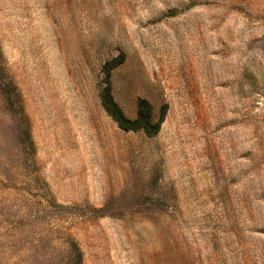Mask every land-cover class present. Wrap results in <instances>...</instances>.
Wrapping results in <instances>:
<instances>
[{
  "label": "rangeland",
  "instance_id": "obj_1",
  "mask_svg": "<svg viewBox=\"0 0 264 264\" xmlns=\"http://www.w3.org/2000/svg\"><path fill=\"white\" fill-rule=\"evenodd\" d=\"M0 264H264V0H0Z\"/></svg>",
  "mask_w": 264,
  "mask_h": 264
},
{
  "label": "trees",
  "instance_id": "obj_2",
  "mask_svg": "<svg viewBox=\"0 0 264 264\" xmlns=\"http://www.w3.org/2000/svg\"><path fill=\"white\" fill-rule=\"evenodd\" d=\"M102 102L106 112L112 116V118L118 123L119 127L126 130L129 129L125 127L124 122L126 119L122 116L119 108L112 102L108 89L104 90ZM136 120L142 122L144 127L149 123L148 110L144 101H140L138 104V117Z\"/></svg>",
  "mask_w": 264,
  "mask_h": 264
}]
</instances>
